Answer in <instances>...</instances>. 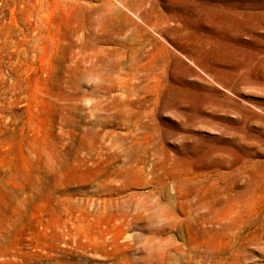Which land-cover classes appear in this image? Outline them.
Wrapping results in <instances>:
<instances>
[{"label":"rangeland","instance_id":"obj_1","mask_svg":"<svg viewBox=\"0 0 264 264\" xmlns=\"http://www.w3.org/2000/svg\"><path fill=\"white\" fill-rule=\"evenodd\" d=\"M189 263L264 264V0H0V264Z\"/></svg>","mask_w":264,"mask_h":264},{"label":"bare ground","instance_id":"obj_2","mask_svg":"<svg viewBox=\"0 0 264 264\" xmlns=\"http://www.w3.org/2000/svg\"><path fill=\"white\" fill-rule=\"evenodd\" d=\"M197 258H198V257H197V255H196L195 258H194V260L197 259ZM196 261H197V260H196ZM189 264H190V263H189Z\"/></svg>","mask_w":264,"mask_h":264}]
</instances>
